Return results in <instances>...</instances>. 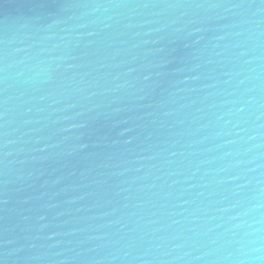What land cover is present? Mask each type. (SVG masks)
I'll return each mask as SVG.
<instances>
[{
  "label": "water",
  "instance_id": "95a60500",
  "mask_svg": "<svg viewBox=\"0 0 264 264\" xmlns=\"http://www.w3.org/2000/svg\"><path fill=\"white\" fill-rule=\"evenodd\" d=\"M0 264H264V0H0Z\"/></svg>",
  "mask_w": 264,
  "mask_h": 264
}]
</instances>
